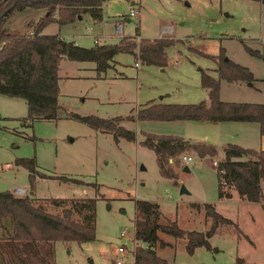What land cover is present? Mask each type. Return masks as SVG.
<instances>
[{"label": "rangeland", "instance_id": "rangeland-1", "mask_svg": "<svg viewBox=\"0 0 264 264\" xmlns=\"http://www.w3.org/2000/svg\"><path fill=\"white\" fill-rule=\"evenodd\" d=\"M130 7L137 8L138 14L129 17ZM39 11H15L6 18L4 27L27 32L43 16L38 17ZM101 15L98 22L87 14L62 25L52 21L43 32L59 33L65 40L90 47L94 37L99 44L116 43L122 36L135 37L138 27L141 38L174 40L164 50L165 66L144 64L131 53L119 52L111 66L97 75L90 61L61 59L57 71L59 108L53 120L26 119L23 99L0 95V191L25 187L27 195L44 205L52 199H95L94 239L56 242L55 264H113L121 243L129 252L124 264H131L129 257L136 244L132 238L136 199L156 202L159 223L175 220L185 230L204 231L208 227L203 203H211L236 224V228L233 224L218 226L207 239L209 248L199 245L191 254L184 248V238L158 232L167 245L156 244L155 253L170 264H264V181L261 203L240 200L232 189V197L218 198L215 169L208 158L185 151L178 156L176 176L166 178L158 172L153 151L139 143L143 132L204 141L216 149L212 158L216 161L226 143L259 149L262 142L257 123L122 120V126L136 133L135 140L128 141L114 140L110 132L71 116H126L159 95L170 103L204 100L200 71L211 74L215 63L199 52L216 55L220 47L226 57L247 67L252 79L219 80V99L264 103V63L242 46L262 51L264 5L255 0H102ZM115 22L121 23V35L113 32ZM182 154L192 157L188 171L180 169L184 166ZM17 158H32L35 170L46 176H35L29 188L28 171L16 165ZM60 176L81 183L58 180ZM180 186L185 192H179ZM122 230H126L124 237L119 236Z\"/></svg>", "mask_w": 264, "mask_h": 264}, {"label": "trees", "instance_id": "trees-1", "mask_svg": "<svg viewBox=\"0 0 264 264\" xmlns=\"http://www.w3.org/2000/svg\"><path fill=\"white\" fill-rule=\"evenodd\" d=\"M264 5V0H255ZM102 0H0V95L23 99L26 119L57 118L59 108L57 71L64 57L70 61H90L96 74L111 66L113 57L119 52L131 53L144 64L165 66V48L174 40L167 37L152 39L122 36L116 43L90 47L64 40L57 34H40V30L54 21L58 25L73 22L83 14L92 21L101 20ZM25 8L42 9L43 16L30 32H11L4 27L6 18ZM243 49L264 63L262 51L242 43ZM214 61L212 76L200 71V85L206 89L207 102L162 103L148 101L136 108L133 114L103 118L94 114L71 116L94 129L110 132L114 140L123 138L134 141L136 133L120 124L122 120L135 121H241L255 122L260 135H264V103L229 102L218 97L219 80L234 82L251 81L247 67L225 56L220 47L216 55L199 52ZM139 143L150 148L155 156L158 172L166 178H174L175 168L180 165L178 156L192 151L199 158L206 157L212 164L216 149L210 144L194 143L176 135L142 133ZM223 155L212 166L217 181V197L229 198L234 190L240 200L259 202L262 199L261 181H264V149L244 148L226 143ZM170 160V162H169ZM16 165L28 171L29 188L35 176L45 177L34 168L32 158H17ZM58 180L77 179L64 176ZM48 206L51 207L49 210ZM54 206L55 208L53 209ZM202 208L208 227L204 231L185 230L176 221L159 223V208L156 202L134 200L132 264H170L156 255L154 246L167 245L158 237V232L174 238H184V248L191 254L196 246L209 248L208 238L220 225L236 224L219 214L211 203ZM94 198L52 199L48 205L36 201L29 195L16 196L8 190L0 191V264H55L56 242L90 241L94 239Z\"/></svg>", "mask_w": 264, "mask_h": 264}, {"label": "built area", "instance_id": "built-area-1", "mask_svg": "<svg viewBox=\"0 0 264 264\" xmlns=\"http://www.w3.org/2000/svg\"><path fill=\"white\" fill-rule=\"evenodd\" d=\"M137 14H138V9L130 7L127 15L129 17H132V16H135ZM113 32H114V34L121 35V23L120 22H115ZM262 42L264 43V39H262ZM191 161H192V157L187 155V154H182L180 156V162L182 165L187 166ZM212 164L215 165L216 161L213 160ZM14 191L16 193L23 194V193H25V187H15ZM125 235H126V230H122L119 233L120 237H124ZM133 241H134V239H133ZM128 253L129 252H127L125 244H123V243L119 244L116 247V254L114 255V257L112 259L113 264H124V263H126L128 261V258H127ZM129 259H130V262L132 264V261H133L132 255L129 257Z\"/></svg>", "mask_w": 264, "mask_h": 264}, {"label": "crops", "instance_id": "crops-1", "mask_svg": "<svg viewBox=\"0 0 264 264\" xmlns=\"http://www.w3.org/2000/svg\"><path fill=\"white\" fill-rule=\"evenodd\" d=\"M134 2L133 1H130V4H133ZM44 12H43V10L41 9V11H39V13H37V15H38V17H40L39 15L40 14H43ZM82 17H83V15L82 16H80L79 18H77V19H82ZM44 28H42L41 30H40V34H46V33H51L50 31H48V32H43L44 30H43ZM31 30H29L28 32H30ZM52 34H57V35H59L62 39H64L59 33H52ZM138 37H140V36H138ZM98 38L96 37H94V42H96V43H98L99 41L97 40ZM264 39V38H263ZM65 40V39H64ZM77 43V42H76ZM75 43V44H76ZM62 59H65L66 60V58H62ZM210 75H212V76H215V72L213 71ZM203 88V87H202ZM203 89H205V88H203ZM206 90V89H205ZM203 101H205V102H207V94H206V98L203 100ZM151 102H162V103H170V102H165L164 101V99H163V95H159L158 96V98H157V100H153V101H151ZM207 122H217V121H207ZM218 123V122H217ZM260 138H261V144H260V146H259V148L260 149H264V135H260ZM185 140H188V141H190V142H194V143H204V144H210V143H208V142H204V141H192L191 139H189V138H184ZM211 145V144H210ZM244 148H246V147H244ZM183 167L184 166H182L180 169L181 170H183ZM187 167V166H186ZM185 171H188V167H187V170H185ZM26 189V192L24 193V195H27V188H25ZM262 190V189H261ZM12 193L14 194V195H16V196H24L23 194H19V193H16L14 190L12 191ZM263 194V193H262ZM232 195H233V193L232 192H230V197H232ZM229 197V198H230ZM246 202H248V201H246ZM254 203H261V200L259 201V202H254Z\"/></svg>", "mask_w": 264, "mask_h": 264}, {"label": "water", "instance_id": "water-1", "mask_svg": "<svg viewBox=\"0 0 264 264\" xmlns=\"http://www.w3.org/2000/svg\"><path fill=\"white\" fill-rule=\"evenodd\" d=\"M78 18H79V16H78ZM183 170H184V171L187 170V167H186L185 165H184V167H183ZM179 192H180V193L185 192V189L183 188V186H180Z\"/></svg>", "mask_w": 264, "mask_h": 264}]
</instances>
